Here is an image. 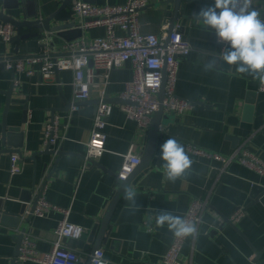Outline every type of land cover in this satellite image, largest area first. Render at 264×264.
Returning a JSON list of instances; mask_svg holds the SVG:
<instances>
[{
  "label": "crops",
  "instance_id": "crops-1",
  "mask_svg": "<svg viewBox=\"0 0 264 264\" xmlns=\"http://www.w3.org/2000/svg\"><path fill=\"white\" fill-rule=\"evenodd\" d=\"M91 1L87 3L114 5L126 0ZM72 2L61 9L62 0H0V9L15 19H44L57 13L51 26L74 24L67 30L74 37L75 31L81 30V20L73 14ZM253 2L252 8L264 18V0ZM212 3L213 0L187 2L184 16L177 22L176 28L189 40L192 50L178 65L175 93L192 107L180 115L167 114L151 161L137 167L130 176L126 187L131 185L138 194L135 209L124 199L117 182L124 157L133 154L142 162L149 141V128L139 127L128 119L122 110L124 105L115 102L121 99L126 83L133 80L131 64L112 72L107 99L115 101L110 103L112 113L105 129L106 152L95 161L97 165H86L84 156L99 103L98 92L93 90L92 98L78 106L79 111L66 110V104L73 106L70 71L56 73L46 82L39 74L28 77L5 69L4 58L39 55L45 51L42 46L45 42L36 38L6 44L0 37V210L18 215L25 207L17 228L0 221V264H12L16 236L25 225L24 235L34 241L39 253L52 251L54 233L65 217L62 210L69 211V222L85 230L81 239L64 238L61 242L83 256L84 264H91L89 255L96 245H100L111 264H160L174 238L166 227L156 226V210L166 209L184 216L195 199L206 201L208 206L198 237L189 238L183 247L182 264H253L257 253L264 263V176L237 160L225 166L221 160L189 149L193 146L225 157L246 149L264 161V92L260 91L259 82L234 70L229 73L227 66H223L222 74L203 70L204 62L218 55L222 47L211 30L190 17ZM152 4L139 12L140 29L145 34H160L164 26L170 25L174 5L161 0ZM35 32L22 29V34ZM83 35L91 40L104 36L105 30L92 28L82 31L80 37ZM53 39L55 50L47 45L50 53L53 57L63 56L66 40L56 34ZM12 86V99L21 102L11 103L5 112V92ZM24 111H27L25 122ZM56 117L60 139L51 150L58 149L64 154L55 164V156L41 153L46 148L45 127ZM4 121L10 129L5 138ZM168 138L180 141L193 161L190 173L175 183L165 179L163 161L159 158L160 145ZM15 155L21 171L12 174L11 161ZM37 197L54 207L44 217L30 215ZM116 198L109 226L103 230L102 222ZM237 209H243L245 217L234 227L224 218Z\"/></svg>",
  "mask_w": 264,
  "mask_h": 264
},
{
  "label": "built area",
  "instance_id": "built-area-1",
  "mask_svg": "<svg viewBox=\"0 0 264 264\" xmlns=\"http://www.w3.org/2000/svg\"><path fill=\"white\" fill-rule=\"evenodd\" d=\"M150 2L151 0H126L123 4L94 5L83 0H74L71 10L81 20L79 29L84 33L88 29L103 28L104 36L88 40L83 35L71 41H64L62 47L65 54L61 57H53L50 49L44 46L45 51L39 55L15 59L6 57L3 60L7 71L24 73L28 77L39 74L46 82L51 81L56 73L70 71L73 75L71 111H79L77 103L89 101L92 98L93 90L98 92L99 103L93 120L91 136L86 144V165H89L91 161H97L106 152L105 129L112 113V105L107 101V88L111 84V75L114 70L122 68L127 63L131 64L133 80L126 83L121 99L132 104L124 105L122 110L126 117L135 121L139 127L149 128L151 117L159 108L157 95L161 88L162 71L165 64L167 80L163 100L164 112L180 115L192 107L191 103L180 99L175 93L178 65L182 59L189 55L192 46L179 28H175L169 42L166 43L168 24L163 27L160 34L141 32L139 12L148 7ZM253 5L252 0V7ZM0 37L4 43L10 44L15 37L14 27L11 24L1 25ZM14 84L18 86V83ZM58 122L56 117L47 123L44 133L46 146L55 147L58 144L60 139ZM189 149L195 154L221 160L225 166L237 160L264 176V161L253 156L246 149L237 150L230 157L209 153L193 146H189ZM125 157H128L131 162L130 167L126 170L128 179L140 165L141 158L133 154H128ZM18 162V156H13L12 174L21 171ZM117 182H123L119 180V173ZM207 206L206 201L195 199L184 217L194 222L198 221L200 226ZM51 209L54 207L40 197L34 214L44 217ZM62 212L65 217L54 233L56 241L52 251L44 254L39 253L34 241L30 237L24 236L17 264H25L27 261L39 264H84L83 256L64 247L61 242L64 238L79 240L83 237L85 230L81 226L69 222L68 210H62ZM244 217L245 211L237 209L229 217V220L235 225ZM187 240L173 239L160 264H182V251ZM89 260L91 264H100L101 260L109 261L102 249L92 252L89 255Z\"/></svg>",
  "mask_w": 264,
  "mask_h": 264
},
{
  "label": "clouds",
  "instance_id": "clouds-1",
  "mask_svg": "<svg viewBox=\"0 0 264 264\" xmlns=\"http://www.w3.org/2000/svg\"><path fill=\"white\" fill-rule=\"evenodd\" d=\"M196 18L214 34L215 41L222 45L218 55L203 64L205 72L222 74L233 70L241 76H250L259 82L264 91V18L252 8V0H213L202 7ZM159 158L165 179L171 183L185 178L192 168L193 161L183 144L175 138H168L160 145ZM130 160L124 157V164L119 171V180L127 179ZM119 187L124 199L132 209L136 208L137 192L131 185ZM155 224L158 228L166 227L176 240L196 239L199 235V222L184 216L175 215L166 209L156 210ZM100 264H110L101 260Z\"/></svg>",
  "mask_w": 264,
  "mask_h": 264
},
{
  "label": "water",
  "instance_id": "water-1",
  "mask_svg": "<svg viewBox=\"0 0 264 264\" xmlns=\"http://www.w3.org/2000/svg\"><path fill=\"white\" fill-rule=\"evenodd\" d=\"M72 1H74V0H62L61 9L65 8V6H67ZM85 1L86 2L87 1L93 2L91 0H85ZM161 1L167 3L168 5L169 4L174 5V11H173L174 16H173L172 20L170 21V25L168 24V36L166 39V43H168L170 36L172 35V33L174 32V30L176 28V25H177L179 18L181 16H184V10H185L186 3L189 1H192V0H161ZM154 2H155V0H153L151 2L150 7L153 6L152 3H154ZM55 17H57V13H55L49 17H46L44 19H39L38 17H36V19H33V20L28 19V18L15 19V18L6 16L3 13L2 9H0V21H2L3 24H11L16 29V35L13 38V41H15L16 43L19 44L21 41H24V40L40 38L42 41L45 42L42 46H47V45L51 46L53 50H55V47H54L55 43H54V39H53L54 34H56L58 37L63 38L66 41H70V40H73L75 38H78L82 34L81 30H76L75 31L76 35L74 37H70L69 34H67L68 33L67 30L73 28L74 24L56 25L54 27L51 26V22L55 19ZM190 18H196V16L190 17ZM23 28H27L30 30H36V32L35 33L22 34ZM45 40H47L48 43ZM166 80H167V74H166V64H165L164 69L162 71L161 88H160V91L157 95L158 101H159V108L151 117V123L149 126V141H148L147 149H146L144 158H143L142 162L140 163V165L138 166V168L147 165L151 161L153 155L155 154L157 141L161 137L160 129H161V125H162V120L167 119V114L164 112V107H163V100L165 98ZM13 94H14V87L13 86L7 92H5V95L7 97L5 112H7L11 103L21 102L20 100L12 99ZM116 100L117 101H115L114 99H111V98L107 99V101L109 103H113L115 101V102L120 103L122 105H131L132 104L129 101H125L123 99L117 98ZM87 102L88 101L79 102V103H77V105L80 106L82 104H86ZM97 103H98V101H97ZM71 107H72V104L71 105L66 104V110L70 109ZM23 115H24V122H25V116L27 115V111H24ZM3 128H4V134H5L4 138H5L6 135L8 134L7 130H10L7 127L6 121H4V123H3ZM3 140H5V139H3ZM41 154L42 155L55 156L56 157L55 164H56L58 162L59 158L64 154V152L51 150L50 146H46L44 152H42ZM90 165H97V163L95 161H91ZM129 180H130V177L126 181L121 182L120 184H122L124 187H126ZM122 191L123 190H121V193H122ZM38 200H39V197H37L34 204L32 205L31 210H30V215L34 214ZM117 200H118V198H116L111 203V205L107 211V214H106V216L102 222L103 230L109 226L111 216H112L113 211H114V209L117 205V202H118ZM24 214H25V207L22 208L21 212L18 215H12V214H9L7 212H3L2 210H0V221L2 223L9 224L13 228H17L19 223H20L21 217ZM224 220L227 223L233 225L230 222L229 217L224 218ZM233 226L235 227V225H233ZM26 230H27V225H25L22 229V232L16 236L17 249L15 252V256H14V260H13L12 264H17V257L19 256V249H20V246H21L22 241L24 239V236H25L24 234L26 233ZM99 249H100V245H96L93 252L96 250H99ZM252 263L253 264H264L263 262L259 261V253H257V256L254 257Z\"/></svg>",
  "mask_w": 264,
  "mask_h": 264
}]
</instances>
